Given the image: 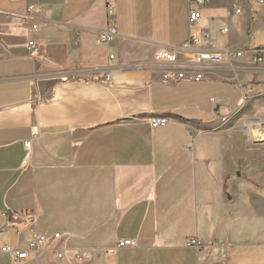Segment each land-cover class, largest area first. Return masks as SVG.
<instances>
[{
  "label": "crops",
  "instance_id": "1",
  "mask_svg": "<svg viewBox=\"0 0 264 264\" xmlns=\"http://www.w3.org/2000/svg\"><path fill=\"white\" fill-rule=\"evenodd\" d=\"M109 7L116 35L99 44ZM201 12L191 29L188 0H0V247L24 246L32 228L69 235V255L92 250L84 264H264V143L247 136L264 140L248 126L264 119L226 128L264 117V0H207ZM191 36L234 53L205 80L163 81L155 52H185ZM160 117L170 122L153 127ZM0 264L14 263L0 252ZM19 264L69 263L52 250Z\"/></svg>",
  "mask_w": 264,
  "mask_h": 264
},
{
  "label": "built area",
  "instance_id": "2",
  "mask_svg": "<svg viewBox=\"0 0 264 264\" xmlns=\"http://www.w3.org/2000/svg\"><path fill=\"white\" fill-rule=\"evenodd\" d=\"M207 0H188V22L189 27L195 28L198 21L202 17L201 8L206 3ZM263 2V0H261ZM38 10L34 6H30L26 13V17L29 20H33L34 11ZM240 12V9H236ZM108 15L110 17L109 26L106 30L101 31L97 39V43H109L113 37L116 35V27L113 19V9L108 8ZM38 29V24L34 23L31 26V31ZM223 33L228 32V28H222ZM30 46L34 45V41L29 42ZM194 45V48L192 47ZM254 49L252 39L248 41L247 48L244 50ZM231 52L234 53V49L225 48L222 50H216L213 48H202L199 45V40L193 36L190 37L189 46L185 52H179L176 50L169 49H159L154 54V62L166 67L163 72V81L170 83H177L180 81H191L199 82L207 78V72L220 67L229 62L231 59ZM237 56L242 55V50L235 51ZM114 55H110L111 59H114ZM254 63H264V58L261 56L254 57ZM112 77V71L108 72L105 78V82L110 83ZM170 122V120H154L150 119V123L153 127L165 126ZM30 142L26 143L27 147H30ZM3 216L11 217L16 216L15 213L7 208L3 211ZM15 229V234L18 238L21 236V231L17 228ZM6 228L3 229L5 231ZM29 231L32 233L29 240L24 246L17 244L4 243L0 247V252L7 254L14 264H19L27 261L31 254L34 253L38 255L47 251H56L57 256L61 260H66L69 264H84L88 259H90L92 250L90 249H80L76 250L69 255L66 243L69 240V235L63 232H55L52 235L34 233L33 229L30 228ZM58 243L61 246L56 247ZM188 247H195L198 250L201 248V241L198 237H190L186 241ZM137 241L135 239H121L117 243V248L126 247H136ZM219 259L222 263H226L228 260V251L226 246L221 245Z\"/></svg>",
  "mask_w": 264,
  "mask_h": 264
},
{
  "label": "rangeland",
  "instance_id": "3",
  "mask_svg": "<svg viewBox=\"0 0 264 264\" xmlns=\"http://www.w3.org/2000/svg\"><path fill=\"white\" fill-rule=\"evenodd\" d=\"M261 119H264V117L261 118H255V119H245V118H241L240 116H234L228 119V122L226 123V128L228 131L230 130H240L242 132H245L247 130V127L245 126V124H247L248 122H259ZM209 135H211V137H213V134L211 132H208ZM236 133H234L235 135ZM255 134V132H254ZM248 139H249V145H253V143H264V140H261L259 138H257L256 136L253 135V133H247ZM239 145L237 143H235L234 141V156L237 154H242V151L245 150H241L238 147ZM237 147V148H236ZM212 156L215 159L214 161H212V170H216L219 169L221 167V149H220V144L218 143V141H216L215 139L213 140L212 138ZM239 152V153H238ZM244 153V152H243ZM245 154V153H244ZM241 157V156H240ZM239 161H241V159H239ZM212 189H214L215 191H219V189H221L220 183H219V177L216 176H212ZM236 179L234 178V181ZM238 185V182H234V188H236V186Z\"/></svg>",
  "mask_w": 264,
  "mask_h": 264
},
{
  "label": "bare ground",
  "instance_id": "4",
  "mask_svg": "<svg viewBox=\"0 0 264 264\" xmlns=\"http://www.w3.org/2000/svg\"><path fill=\"white\" fill-rule=\"evenodd\" d=\"M154 120H162L166 118H153ZM167 120V119H166ZM248 126L251 128V130H255L261 137H264V123H249Z\"/></svg>",
  "mask_w": 264,
  "mask_h": 264
}]
</instances>
